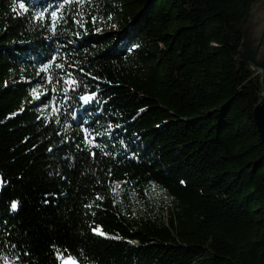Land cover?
<instances>
[{
  "label": "trees",
  "instance_id": "trees-1",
  "mask_svg": "<svg viewBox=\"0 0 264 264\" xmlns=\"http://www.w3.org/2000/svg\"><path fill=\"white\" fill-rule=\"evenodd\" d=\"M263 1L0 0V264H264Z\"/></svg>",
  "mask_w": 264,
  "mask_h": 264
},
{
  "label": "water",
  "instance_id": "water-1",
  "mask_svg": "<svg viewBox=\"0 0 264 264\" xmlns=\"http://www.w3.org/2000/svg\"><path fill=\"white\" fill-rule=\"evenodd\" d=\"M253 4L250 14L242 28V42L237 51V59L252 64L262 75V97L254 107V120L262 141L264 142V15L259 14ZM79 264H81L79 262Z\"/></svg>",
  "mask_w": 264,
  "mask_h": 264
},
{
  "label": "snow or ice",
  "instance_id": "snow-or-ice-1",
  "mask_svg": "<svg viewBox=\"0 0 264 264\" xmlns=\"http://www.w3.org/2000/svg\"><path fill=\"white\" fill-rule=\"evenodd\" d=\"M65 2L68 3V2H71V0H65ZM78 2H81V0H78ZM19 7L21 9H23L25 12H27L29 10L28 7L26 6L25 0H20ZM52 15L56 16V13L54 12ZM40 16L42 17L43 13H41ZM97 31H99V29H97ZM61 67H63V66H61ZM45 71H47V67H45ZM67 83H69L70 85H76L78 83V81H76L75 79H72L70 77L69 80L67 81ZM92 95H94V93ZM81 99L85 100L87 102L88 100L91 99V95L86 96V97L82 96ZM21 110H23V109H21ZM85 133H86L85 140L87 141L91 134L88 132V129H85ZM90 142L91 143L95 142L94 137L92 138V140ZM92 155H95V153H92ZM115 190L116 189L114 188L113 191H115ZM98 199H103V197H98ZM17 206H18V202L17 201H12L11 202V208L13 210H15L17 208ZM89 207H91V206L89 205ZM93 215H94V213H93ZM91 230H92L93 233H98L99 235H102V236L103 235H107L106 233H104L100 229L99 226L93 227ZM57 258L60 260V264H79V261H78V259L76 257H73L71 255H65V253L60 252V251H57Z\"/></svg>",
  "mask_w": 264,
  "mask_h": 264
},
{
  "label": "flooded vegetation",
  "instance_id": "flooded-vegetation-1",
  "mask_svg": "<svg viewBox=\"0 0 264 264\" xmlns=\"http://www.w3.org/2000/svg\"><path fill=\"white\" fill-rule=\"evenodd\" d=\"M259 6H262L259 14L264 15V2L257 4L255 7L258 8Z\"/></svg>",
  "mask_w": 264,
  "mask_h": 264
},
{
  "label": "rangeland",
  "instance_id": "rangeland-1",
  "mask_svg": "<svg viewBox=\"0 0 264 264\" xmlns=\"http://www.w3.org/2000/svg\"><path fill=\"white\" fill-rule=\"evenodd\" d=\"M264 2V1H263Z\"/></svg>",
  "mask_w": 264,
  "mask_h": 264
}]
</instances>
